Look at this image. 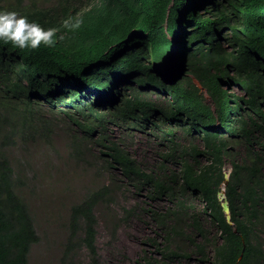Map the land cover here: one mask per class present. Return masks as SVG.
I'll use <instances>...</instances> for the list:
<instances>
[{
  "label": "trees",
  "instance_id": "16d2710c",
  "mask_svg": "<svg viewBox=\"0 0 264 264\" xmlns=\"http://www.w3.org/2000/svg\"><path fill=\"white\" fill-rule=\"evenodd\" d=\"M5 11L56 29L57 42L0 41V264H31L43 241L57 264H77L81 251L103 264L98 214L111 217L125 187L147 207L130 213L155 227L139 262L264 264V0H0ZM174 50L186 69L175 83L154 65ZM178 129L204 146L176 143ZM136 133L160 135L167 151L144 164L128 144ZM56 138L104 182L65 220L43 205L51 228L41 236L24 192L29 161L15 165L10 152L55 153Z\"/></svg>",
  "mask_w": 264,
  "mask_h": 264
},
{
  "label": "rangeland",
  "instance_id": "374dc122",
  "mask_svg": "<svg viewBox=\"0 0 264 264\" xmlns=\"http://www.w3.org/2000/svg\"><path fill=\"white\" fill-rule=\"evenodd\" d=\"M167 61H154V65L158 69L159 74L164 75L167 80L174 79L183 69L177 63L176 50L172 53L170 60ZM211 71L214 72V69ZM184 77L183 75L182 79ZM189 78L198 86L201 85V82L194 75H189ZM135 85L136 90L140 91L139 93H148L146 95L143 94L141 96L142 99L151 101L161 100L154 90L150 88L142 90L138 88L137 84ZM148 86L151 87L152 83H148ZM235 93L241 94L238 90ZM226 139L228 138L226 137ZM230 141H232L231 138ZM175 142L189 150L194 145L204 146L202 137L192 140L182 129L176 131ZM128 144L130 145L132 154L138 160L143 161L144 164H153L156 159L155 156L159 152L164 154L167 151L160 135L149 137L136 133L132 140H128ZM54 147L57 153L46 150L43 146L36 149L31 147L30 153H24L19 148H14L10 152L15 159V165H20L23 160L29 161L30 168H28L25 174L27 176L28 188L32 189L35 195H30V189H25L24 192L30 200L32 209L40 225L41 236H45L48 229L51 228L45 222L46 216L43 205L48 206L53 214H59L65 220L70 206L78 201L87 189L104 182L102 179H95L94 170L78 166L68 159L63 139L56 138ZM225 171L229 179L232 168L228 163L226 164ZM36 173L37 176L34 177ZM222 191L221 199L225 202V188ZM115 199L116 204L112 208L113 215L111 217L107 215L105 219L101 214H98V249L103 264H145L144 262H139V259L143 255L144 249L147 248L146 243L148 239L155 236V227L153 222L144 216L146 213L142 209L135 210L133 214L130 213L131 209L137 204H140L145 209L147 208L142 205L143 198L138 196L133 190H128L125 187L116 195ZM116 222L120 225L114 237L112 226ZM61 238L62 236L58 240H62ZM86 258L87 256L84 251L79 252L77 264H85ZM58 259L59 251L57 248L52 246L48 248L46 241H43L33 249L31 264H57ZM192 264L202 263L196 260Z\"/></svg>",
  "mask_w": 264,
  "mask_h": 264
},
{
  "label": "clouds",
  "instance_id": "9594fccd",
  "mask_svg": "<svg viewBox=\"0 0 264 264\" xmlns=\"http://www.w3.org/2000/svg\"><path fill=\"white\" fill-rule=\"evenodd\" d=\"M56 32V29L45 30L37 23H29L27 17L16 12H0V41L10 43L14 47L33 50L38 49L41 44L53 47L57 42L54 39ZM60 39L62 40L63 36Z\"/></svg>",
  "mask_w": 264,
  "mask_h": 264
},
{
  "label": "water",
  "instance_id": "95a60500",
  "mask_svg": "<svg viewBox=\"0 0 264 264\" xmlns=\"http://www.w3.org/2000/svg\"><path fill=\"white\" fill-rule=\"evenodd\" d=\"M184 73H185V68L182 69V72H181L177 77H175V78L173 79V82L175 83V82L181 80L182 77H183V75H184ZM227 182H228V178H227ZM227 182H226V183H227Z\"/></svg>",
  "mask_w": 264,
  "mask_h": 264
},
{
  "label": "bare ground",
  "instance_id": "6f19581e",
  "mask_svg": "<svg viewBox=\"0 0 264 264\" xmlns=\"http://www.w3.org/2000/svg\"><path fill=\"white\" fill-rule=\"evenodd\" d=\"M30 111V110H29Z\"/></svg>",
  "mask_w": 264,
  "mask_h": 264
}]
</instances>
